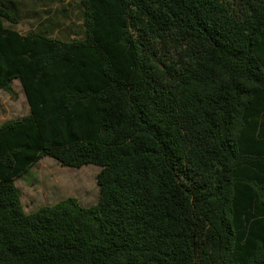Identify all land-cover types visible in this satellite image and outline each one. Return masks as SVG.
Returning <instances> with one entry per match:
<instances>
[{
    "label": "trees",
    "instance_id": "obj_1",
    "mask_svg": "<svg viewBox=\"0 0 264 264\" xmlns=\"http://www.w3.org/2000/svg\"><path fill=\"white\" fill-rule=\"evenodd\" d=\"M84 38L9 27L0 264H264V0H79ZM44 157L100 167L96 204L26 213Z\"/></svg>",
    "mask_w": 264,
    "mask_h": 264
},
{
    "label": "rangeland",
    "instance_id": "obj_2",
    "mask_svg": "<svg viewBox=\"0 0 264 264\" xmlns=\"http://www.w3.org/2000/svg\"><path fill=\"white\" fill-rule=\"evenodd\" d=\"M0 0L6 7L16 10L19 22L7 26L22 34L40 32L60 40L84 38L83 19L79 0ZM15 97L0 92V125L20 118L24 109L18 104L23 88L13 82ZM18 104V105H17ZM100 167L86 165L82 168L62 166L50 157H44L19 178L17 185L23 194V207L32 213L41 206H51L69 197H75L83 207L99 200L100 188L97 176ZM36 196H39L35 202Z\"/></svg>",
    "mask_w": 264,
    "mask_h": 264
},
{
    "label": "crops",
    "instance_id": "obj_3",
    "mask_svg": "<svg viewBox=\"0 0 264 264\" xmlns=\"http://www.w3.org/2000/svg\"><path fill=\"white\" fill-rule=\"evenodd\" d=\"M6 2H13L12 0H7ZM2 2H0V5H3V4H1ZM14 81H19L18 79H16V80H14ZM13 81V82H14ZM13 82H12V85H13ZM19 83H20V81H19ZM21 84V83H20ZM22 86V85H21ZM23 88V87H22ZM14 89V88H13ZM0 92H2V90H0ZM5 92V91H4ZM15 92V91H14ZM7 93V92H6ZM18 104L19 105H21V107L24 109V114H23V116L22 117H20V118H16V119H13V120H20V119H22V118H24V117H26V116H28L30 113H31V110H30V106H29V104H28V100H27V97H26V94H25V92H24V89H23V94L22 95H19V99H18ZM17 104V105H18ZM13 120H9V121H13ZM6 122H8V121H6ZM5 122V123H6ZM2 125V124H1ZM0 125V126H1ZM21 178V177H20ZM18 180L19 179H17L16 181H15V184H16V186L18 187V185H17V182H18ZM19 188V187H18ZM21 193H22V191H21ZM38 198H40L39 196H36V198H35V202H36V200L38 199ZM21 202H22V205H23V194H22V196H21ZM54 205V204H53ZM24 208V207H23Z\"/></svg>",
    "mask_w": 264,
    "mask_h": 264
}]
</instances>
